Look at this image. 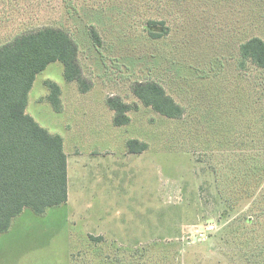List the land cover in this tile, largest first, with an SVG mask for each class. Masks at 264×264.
Here are the masks:
<instances>
[{
    "label": "rangeland",
    "instance_id": "374dc122",
    "mask_svg": "<svg viewBox=\"0 0 264 264\" xmlns=\"http://www.w3.org/2000/svg\"><path fill=\"white\" fill-rule=\"evenodd\" d=\"M148 19L169 33L149 39ZM44 27L72 36L89 87L51 62L25 112L69 157L79 148V164L65 203L25 208L0 233V264H264V69L239 56L264 41V0H0V45ZM138 81L183 115L145 106ZM112 96L132 106L129 123H114ZM133 139L146 147L130 152Z\"/></svg>",
    "mask_w": 264,
    "mask_h": 264
},
{
    "label": "trees",
    "instance_id": "16d2710c",
    "mask_svg": "<svg viewBox=\"0 0 264 264\" xmlns=\"http://www.w3.org/2000/svg\"><path fill=\"white\" fill-rule=\"evenodd\" d=\"M145 31L149 39L158 40L169 33V28L163 26V20L148 19ZM89 33L99 42L93 28ZM77 55L75 40L57 27L26 30L0 45V233L25 208L42 214L67 201V161L62 138L41 127L25 107L36 75L51 62H61L65 80L75 81L86 90L89 84L82 76ZM239 56L241 61L249 59L264 69V41L256 36L249 38L240 44ZM45 85L49 90L45 99L59 111V86L50 80ZM132 93L145 106L168 118L183 115V107L156 81L135 82ZM106 102L114 111L116 125L130 122V104L113 96ZM137 145L146 147L133 139L128 141L129 151L135 152ZM259 173L264 176V163Z\"/></svg>",
    "mask_w": 264,
    "mask_h": 264
},
{
    "label": "crops",
    "instance_id": "0c3cea01",
    "mask_svg": "<svg viewBox=\"0 0 264 264\" xmlns=\"http://www.w3.org/2000/svg\"><path fill=\"white\" fill-rule=\"evenodd\" d=\"M65 152V151H64ZM72 154L70 155L71 157H69V155L66 154V161H67V195H68V165H69V160H71V169L76 170L77 165L79 164V148H76L73 152H71ZM68 199V196H67ZM102 236V235H99Z\"/></svg>",
    "mask_w": 264,
    "mask_h": 264
}]
</instances>
